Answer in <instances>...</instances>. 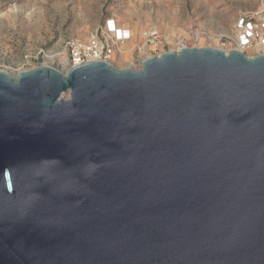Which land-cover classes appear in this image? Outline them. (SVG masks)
<instances>
[{
	"label": "water",
	"instance_id": "obj_1",
	"mask_svg": "<svg viewBox=\"0 0 264 264\" xmlns=\"http://www.w3.org/2000/svg\"><path fill=\"white\" fill-rule=\"evenodd\" d=\"M0 264H264V55L0 70Z\"/></svg>",
	"mask_w": 264,
	"mask_h": 264
},
{
	"label": "rangeland",
	"instance_id": "obj_2",
	"mask_svg": "<svg viewBox=\"0 0 264 264\" xmlns=\"http://www.w3.org/2000/svg\"><path fill=\"white\" fill-rule=\"evenodd\" d=\"M261 13L264 0H0V70L15 76L40 64L64 70V53L38 61L26 56L38 49L60 52L66 39L87 41L113 24L131 35L112 62L116 69L138 68L145 58L184 46L232 49L240 18ZM146 32L158 34L160 42L146 45Z\"/></svg>",
	"mask_w": 264,
	"mask_h": 264
},
{
	"label": "built area",
	"instance_id": "obj_3",
	"mask_svg": "<svg viewBox=\"0 0 264 264\" xmlns=\"http://www.w3.org/2000/svg\"><path fill=\"white\" fill-rule=\"evenodd\" d=\"M143 36L146 45L157 44L160 42V37L156 33L146 32L143 34ZM130 37L131 35L128 29L116 28V26L113 24L111 25L110 29L100 31L96 29L88 36L87 41H80L76 38L66 39L63 41L60 52H57L55 48L38 49L37 51L27 55L26 58L38 61L39 59L54 58L58 54L64 53L67 67L64 70H61L62 73H66L71 68L76 66L97 61L106 62L112 65L114 58L121 51V45L128 41ZM233 40L236 44V47L232 49L243 52V50L246 49L259 48L263 49L264 51V13H261L260 16H253L252 18L248 19L240 18L235 26ZM224 44L225 42H222V45ZM217 49L223 50L224 52L231 50V48L225 49L224 47H219ZM160 54L161 53H158L152 56H157ZM257 54L264 55V52H256V55ZM38 66L44 65L40 64L34 67ZM140 66L138 68L131 69H139ZM24 70L28 69H18L16 73Z\"/></svg>",
	"mask_w": 264,
	"mask_h": 264
},
{
	"label": "bare ground",
	"instance_id": "obj_4",
	"mask_svg": "<svg viewBox=\"0 0 264 264\" xmlns=\"http://www.w3.org/2000/svg\"><path fill=\"white\" fill-rule=\"evenodd\" d=\"M181 48H182V47L178 48V49H177L176 51H174V52L179 51ZM20 72H21V71H20ZM18 73H19V72L16 73V76H17ZM10 75H11V74H10ZM11 76L16 77L15 75H11Z\"/></svg>",
	"mask_w": 264,
	"mask_h": 264
}]
</instances>
